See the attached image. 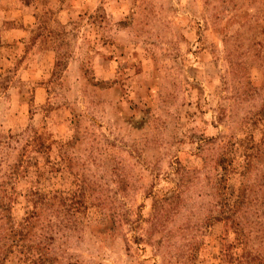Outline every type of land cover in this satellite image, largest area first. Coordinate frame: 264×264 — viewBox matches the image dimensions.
<instances>
[{
	"label": "rangeland",
	"instance_id": "374dc122",
	"mask_svg": "<svg viewBox=\"0 0 264 264\" xmlns=\"http://www.w3.org/2000/svg\"><path fill=\"white\" fill-rule=\"evenodd\" d=\"M239 259L264 264V0H0V264Z\"/></svg>",
	"mask_w": 264,
	"mask_h": 264
},
{
	"label": "trees",
	"instance_id": "16d2710c",
	"mask_svg": "<svg viewBox=\"0 0 264 264\" xmlns=\"http://www.w3.org/2000/svg\"><path fill=\"white\" fill-rule=\"evenodd\" d=\"M233 213H234V211H233ZM236 225H237V224H236ZM237 226H238V225H237ZM251 262H252V259H251V261L246 262V264H251ZM238 264H243V263H242V260L239 259Z\"/></svg>",
	"mask_w": 264,
	"mask_h": 264
}]
</instances>
